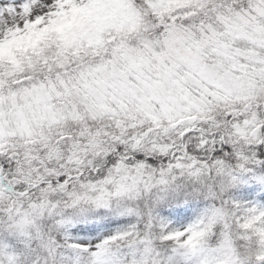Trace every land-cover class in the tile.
Instances as JSON below:
<instances>
[{
  "label": "snow or ice",
  "instance_id": "obj_1",
  "mask_svg": "<svg viewBox=\"0 0 264 264\" xmlns=\"http://www.w3.org/2000/svg\"><path fill=\"white\" fill-rule=\"evenodd\" d=\"M0 264H264V0H0Z\"/></svg>",
  "mask_w": 264,
  "mask_h": 264
}]
</instances>
